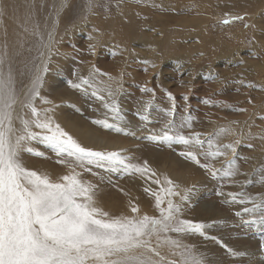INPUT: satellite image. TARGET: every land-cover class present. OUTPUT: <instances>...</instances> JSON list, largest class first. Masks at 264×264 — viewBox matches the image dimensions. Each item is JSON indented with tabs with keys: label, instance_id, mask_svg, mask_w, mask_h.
<instances>
[{
	"label": "rangeland",
	"instance_id": "374dc122",
	"mask_svg": "<svg viewBox=\"0 0 264 264\" xmlns=\"http://www.w3.org/2000/svg\"><path fill=\"white\" fill-rule=\"evenodd\" d=\"M88 4L89 0H41L38 5L42 6L40 16L36 13L33 15L32 12L30 14L28 8H25L27 12L17 10L20 14L19 20L26 21V18L28 20L22 23L24 35L19 31L16 32L17 36H20L19 52L22 53L17 52L15 58L4 61L6 69L3 71L4 74L12 73L13 82L16 80L17 83L14 82L13 86L15 91L17 90V96L19 97L20 92L23 94L31 88L37 67L47 58L48 71L45 73L47 75L44 76L39 89L42 93L41 97L46 100L59 98L58 92L67 89L72 97H66L59 103L74 98L75 101L70 107L64 106L68 108L67 113L69 116L77 115L83 118V121L86 119V122L88 121L93 127L94 122L98 121L96 116L101 113L114 114L109 109L102 108L100 99L97 98L99 94L93 95V87H90L89 91L81 92L80 87H72L70 83L76 78V67L85 63L94 65L99 81L114 83L115 88H119L124 102L123 107L119 106L122 111L119 112L120 121H128L129 124L125 123V126L129 125L130 129L127 127L128 129L120 131L105 128L100 123L94 124L96 126L93 128H97L102 133L100 135L110 140L120 141L123 144L121 147L124 148L122 156L126 154L125 157H131L129 160L132 164H143L147 161L151 169L159 171L165 169L164 166L169 167L166 161L174 156L173 158L179 159L189 170L187 176L190 179L191 194L188 195L187 201L182 202L181 219L201 222L199 216L205 215L202 222L211 226L204 229L203 236L196 233L172 232L166 235L180 240L182 244L193 246L206 259V264H264V247H261L264 244V209L254 208L253 203H240V200L248 197L257 203L264 201V166L258 165L264 164V161H254V163L251 160L258 152H261L264 158V6L260 5L257 8L258 12L247 15L241 14L242 9L233 8L232 11L235 13L222 9L218 2L206 0H148V2L94 0L90 10ZM126 4L136 11L140 9L138 19L141 29L151 38L159 37L160 29L165 23L163 16L169 13L168 8H176L175 26L178 29L182 30L186 23L194 24V31L189 30L193 34L178 42L187 48L186 56L172 57L168 62L159 63L157 56L151 52L149 40H146L147 44L144 45L143 51L136 54V58L129 62L124 60L125 56H114L106 50L104 47H116V45L111 41H98L102 36V30L97 24L98 20L93 21L92 26V17L100 18L105 23L106 17L103 16ZM237 15L242 16L243 19L233 20L229 24L221 23V20L231 19ZM180 16L183 19L179 21ZM66 26L72 27L70 32L75 40H71L69 33H66L70 47L66 46L62 52L66 53L72 62L70 70L66 71L67 77L65 74L62 75L63 83H56L54 76L57 74L59 76V73L56 74L54 70L49 71L51 55H47L44 45L48 42L51 33L56 48L60 50L62 47L60 38L64 36ZM257 27L260 29L258 30ZM205 28L209 29L207 32L216 36V42L204 41L202 44L201 34ZM28 31L37 33L34 35L31 32L29 34L31 37H25ZM57 39L58 42L60 41L59 45L56 43ZM219 44L221 47L218 46ZM89 45L94 47L90 49ZM45 51L47 53H44ZM76 52L80 53L78 59L81 63L75 60ZM41 53L45 55L42 56ZM17 62L21 65L18 66ZM29 65L33 67L30 68ZM116 67L123 71L117 73ZM110 71L115 73L113 77L108 75L107 72ZM128 72H134V77L129 76ZM66 78L68 82L65 81ZM27 84H30L29 87L23 90L28 86ZM74 84H77L76 81ZM142 88L151 91L144 92L141 91ZM168 93H171L172 99H169ZM24 97L20 99L23 100ZM149 101L151 104L146 107ZM37 105L43 104L39 102ZM169 112L171 114H168ZM142 116L146 119H141ZM225 116H228V120ZM169 121L172 122L171 126H168ZM130 126L133 127L132 130ZM221 129L226 131L221 132ZM215 130L218 132L217 138ZM165 131L172 136L188 137L199 134L202 145L190 148L175 140L166 141L160 138ZM154 136L158 139H153ZM227 140H231L234 144V154L231 150L222 148L226 155L205 158L204 153L215 150L209 149V141L213 145H225L228 143ZM27 147L43 153V156H36L22 151L20 160L27 169L41 167L37 170L39 174H47L50 179L58 181L60 177L74 170L79 174L80 179L95 184L96 198L103 197L110 205L114 204L116 207L126 204L127 201L133 204L131 207L125 206L118 212L114 211V208H107L108 217H104L105 219L137 217L145 214L159 216L154 198L149 192H145V188L157 190L158 186L148 183V180L140 174H128L122 170L113 172L94 166H88L91 167V171H86L77 166L74 160L58 157L49 146L39 140L32 144L29 142ZM104 150L110 152L107 149L101 151ZM190 150L197 155L199 164L187 157L186 153ZM159 157H163L161 163L158 162ZM61 159H67L68 163H58L57 161ZM230 161L235 175L226 177L225 172L229 169ZM202 164H209L211 169H215L216 176L213 177L209 169L201 167ZM134 181L136 183L140 181L139 187H135H138L141 195H132L133 197L125 201L124 191ZM176 191L183 194V190L179 187ZM229 194H236L235 201ZM136 197H141L145 203L135 205ZM172 199L180 202L178 196ZM161 206L166 207V204ZM132 207L140 208L139 212L133 213ZM244 208L252 210L244 212ZM205 210L209 213L205 214L207 213ZM162 254L165 255L166 260L172 259L167 249H162Z\"/></svg>",
	"mask_w": 264,
	"mask_h": 264
},
{
	"label": "snow or ice",
	"instance_id": "6c2138e0",
	"mask_svg": "<svg viewBox=\"0 0 264 264\" xmlns=\"http://www.w3.org/2000/svg\"><path fill=\"white\" fill-rule=\"evenodd\" d=\"M93 3L94 0H89V10ZM242 19L237 15L223 19L221 23L229 24ZM44 47L50 56L54 48L51 33ZM93 47L89 45L90 49ZM47 64L45 58L37 67L32 86L23 100L18 99L11 74L0 72V264H206V259L193 246L166 235L172 232L203 236L204 229L211 226L181 219L182 202L189 199L191 189H185L183 194L177 192L178 185L166 176L163 179L157 177L147 161L132 164L129 158L118 152L97 151L82 146L47 114L51 109H37L34 101L40 95L44 73L48 71ZM82 83L88 84L90 81L84 80ZM72 87L79 88L80 85L73 84ZM102 91L109 98L103 106L119 118L120 109L115 98L117 90L109 85ZM141 91L151 89L142 88ZM93 95H97V92L94 91ZM168 96L172 99L171 93ZM97 98L104 100L103 96L97 95ZM18 103L22 108L29 109L30 118L25 119L16 112ZM43 103L50 101L44 99ZM150 104L151 101L147 102L146 107ZM16 119L22 125L19 129L14 127ZM141 119L146 117L142 116ZM97 123H102L105 128L112 127L106 121ZM171 124L169 121L168 126ZM33 128L39 131H33ZM152 138L158 139L155 136ZM160 138L175 140L190 148L202 145L199 134L172 136L165 131ZM36 140L49 146L58 157L74 160L77 166L86 171H91L88 166H94L113 172L122 170L128 174H140L158 186L157 190L145 188V192L154 198L159 216L145 214L105 219L108 213L96 206L94 185L80 179L74 170L60 177L59 182H54L47 174H39L22 164V151L43 156V153L27 147L29 142ZM213 148L215 150L204 153L206 159L226 155L222 148L235 153L234 144L213 145L209 141V149ZM186 155L193 162L200 163L193 151H188ZM57 162L66 164L68 160ZM200 166L209 169L213 177L216 176V170L211 169L209 164ZM233 175L235 170L230 161L225 176ZM229 195L235 201L236 194ZM174 196H178L180 202H175L172 199ZM240 203H253L254 208L264 209V201L257 203L250 197L240 200ZM162 204H166V207H162ZM251 210L244 208L243 211ZM131 211L138 213L139 209L132 207ZM162 249H167L172 259L166 260Z\"/></svg>",
	"mask_w": 264,
	"mask_h": 264
},
{
	"label": "bare ground",
	"instance_id": "6f19581e",
	"mask_svg": "<svg viewBox=\"0 0 264 264\" xmlns=\"http://www.w3.org/2000/svg\"><path fill=\"white\" fill-rule=\"evenodd\" d=\"M30 1H28V0H0V62H2V63H0V72H2V73L6 69L4 61L5 62L9 61V60H11V58L12 59H13V57L15 58L18 55V53H22V52H19V50L21 49V48L19 49V46L21 43V41L19 39L20 36L18 37L16 32L19 31L22 35H24L23 30H22V27H23L22 23L23 22L26 23V21L28 22V20H27V18H26V21L19 20L20 18H18V16L20 14L17 13V10L19 9L22 12H27L25 10V8H28V11L30 14H31V12L33 13V15L35 13L39 16L42 14V6L41 7L38 6L39 3L41 2V0H30ZM42 1H45V0H42ZM145 1L148 2V0H145ZM177 1H183V0H177ZM206 1L218 2L222 9L225 8L227 10H231V12H235V11H232L233 8L237 9V10L242 9L243 11L241 12V14H247V15H251L254 12H256L257 8L260 5L264 6V0H206ZM64 3H65V1H64ZM127 5L128 4L123 5L119 9H116L113 12H110L107 15L103 16V17H106V19H104L105 23L100 18L92 17V21H91L92 26H93V21L98 20L97 24H98L99 28L102 30V36L98 41H100V42L111 41V42H114L116 45V47H104L106 50L110 51L112 54H114V56H119V55L125 56L126 59L124 58V60H126V62H129V61H133V59L136 58V56H135L136 54H138L140 51H143L144 45L147 44L146 40H149L150 41L149 46H150L151 52L157 56L156 59L159 63L168 62L169 60H172V57L177 58V57L186 56V54L188 52L187 48H185L183 45H180L178 42L181 41L182 38H186L187 36L193 34V33H191V31H194V24L193 23H186L185 27H183L182 30L178 29L175 26V24H176V20H175L176 8H168L169 13H166V14H164L165 16H163L165 23L163 24V26L160 29L159 37L151 38L148 35H146L145 32L141 29V23L138 19V13H139L140 9L136 11L134 8L128 7ZM63 6H64V4H63ZM204 9H206V8L204 7ZM19 13H21V12H19ZM35 18H36V16H35ZM182 19H183V17L180 16L178 20L180 21ZM27 25H29V24H27ZM195 25L197 26L196 23H195ZM103 27L105 29H103ZM190 29H191V31H189ZM259 29L260 28H258V30ZM27 30H28V28H27ZM32 30H34V29H32ZM71 30H72V27H70V26L67 27L66 30H64L65 34L63 37L60 38V41L62 40L61 49L58 50L56 48L57 46L54 44V50L52 51V54H51L49 71L54 70L56 74H57V72L59 73V76H58V74L54 76V81H56V83L57 82L59 83L62 80L64 81V79L62 78V75L65 74L67 77L66 71L70 70L72 60L69 59V56L62 51L66 48V46L70 47V45L68 44V41L66 40L69 38L66 36V33H69L71 40H75L72 33L70 32ZM208 30L209 29L205 28L202 31V34H201L202 44H204V41L206 43L216 42V36L207 32ZM31 32H33V31H31ZM30 33H29V31L27 33H25V35H26L25 37H28ZM36 33L33 32L34 35ZM33 34H31V35H33ZM216 34H219V32ZM29 37H31V36H29ZM23 39H24V36H23ZM27 39H29V38H27ZM59 42L57 39L56 43L58 44ZM22 43H24V42H22ZM218 46L221 47V44H219ZM217 50H219V49L217 48ZM16 53H17V55H16ZM44 53H47V52L45 51ZM74 55H76L75 60H77V63H81V60L78 59V56L80 55V53L76 52ZM22 56H24V55H22ZM29 57H30V55H29ZM29 57H27V58H29ZM27 58H26V60H27ZM22 59H23V57H22ZM7 63H9V62H7ZM23 63H24V61H23ZM31 64H32V62H31ZM19 65H21V64L18 63V66ZM32 67L30 66V68H32ZM116 71L118 73V72H122L123 70L119 67H116ZM29 73H31V72H29ZM107 73H108V75L110 74L112 77L115 75V73L113 71H110ZM22 74H23V72L21 73V75ZM26 74H27V72H26ZM5 75H7V73H5ZM18 75H19V73H18ZM46 75L47 74H45L44 76H46ZM75 75H76V78L74 79V81L71 83L69 81V83L71 85H73L76 81V83L80 85L81 92L82 91H84V92L89 91L90 87H93V91L97 92V94H99V96L104 97V100L100 99L102 108H105L103 106L104 102L109 100L107 93L102 91V89L105 88L106 86H109V85L113 89L117 90L115 98L118 101L119 106L120 107L124 106L123 96L120 94L119 88H115L114 83H109V82L103 83L102 81H99L97 79V73L95 72L94 65L89 64V63L81 64L80 66L75 68ZM128 75L133 78L135 73L134 72H128ZM51 76L53 78V75H51ZM27 78H28V76H27ZM84 80H88V81H90V83H88V84L82 83V81H84ZM51 81H53V80H51ZM65 81L68 82V78H66ZM14 82H16V80ZM28 83H30V82H28ZM61 83H63V82H61ZM29 85L25 86L23 90H26L29 87ZM58 86L60 87L59 84H58ZM62 86H63V84H62ZM51 87H53V86H51ZM55 88H56V86H55ZM56 89H58V88H56ZM29 90H27L25 93H27ZM62 91L63 90L61 89V92H58L59 98H51L50 100H48V101H50V103H43L44 98L41 97L42 93L39 92L40 93L39 97H37L36 100L34 101L35 106L39 110L51 109V111L47 114L51 115L53 117V119L56 121V123L60 124L61 127L65 131H67L70 135H72L73 138L76 139L82 146L89 147V148H92L94 150H100V151L103 149H107L108 151L110 150V152H118L121 155H123L124 148L121 147L123 144L120 141L110 140L107 137L100 135L102 133L100 131H98L97 128L94 129L93 127L96 126L94 124H96L98 121L99 122L106 121L108 124L112 125V127H110L111 129H116V130L119 129L121 131L125 128L126 129L129 128L128 127L129 125H127L128 128L125 126L126 124H129V123H127L128 121L127 122H123L122 120L120 121V116H119V118H116V116L108 114V113H101L100 115H98V113H97L96 115H98V116H96V120H98V121H96V123L94 122L93 127H91L92 124L88 123V121L86 122V119L83 121L82 120L83 118L81 119L77 115H74V116L72 115L73 117L69 116V114L67 113L68 108L66 109V108H64V106L66 107V105H67L68 107H70L71 103H74L75 99L70 98V100H67V102L59 103L60 100L64 101V99L66 97H70V96L72 97L71 92L69 94L67 92V89H64L63 92ZM25 93L22 94L20 92L18 99L21 100L20 97H24ZM58 93H57V95H58ZM124 94H125V91H124ZM39 102H42L43 105H37ZM62 106L66 110H64L62 108ZM15 110L17 113H19L20 116H23L25 119L30 118L29 109L22 108L19 103L15 106ZM103 112H104V110H103ZM120 113H122L121 110H120ZM225 119L228 120V116H225ZM100 124H102V123H100ZM119 124H122L123 126H121ZM98 126H100V125H98ZM14 127L17 129L22 127L19 119L14 120ZM132 129H133V127H131V130ZM33 131H39V129L33 128ZM126 131H130V130H126ZM215 133H217L216 134V138H217L218 132L216 130H215ZM103 135H105V134H103ZM36 141H38V140H36ZM227 141H228V143H226L225 145L233 144L231 142V140H227ZM33 142L31 141V144ZM104 151H106V150H104ZM126 157L131 158L129 156H126ZM173 157L169 158L166 161L168 163L169 167H166L163 165L165 169L155 171V172L157 173V177H159L160 179H163V177L166 176V177L170 178L171 180H173L175 182V184L178 185V187L181 188L184 192L185 189H190V184H189L190 179L187 176V175H189V170H188L187 166H184V164L182 162H180L179 159H178L179 160L178 161ZM161 160H163V157L158 158V162L161 163L162 162ZM165 160H166V158H165ZM251 160L253 162L254 161H264V158L262 156V153L258 152V153H255L253 155ZM258 165L264 166V164H258ZM39 168H41V167H37V168L31 167L32 170L36 169V171ZM51 180H53L54 182H59L58 180H55V179H51ZM147 182L149 183L150 181H147ZM88 183H90V181H88ZM139 183H140V181L137 183H136V181H134L133 183L130 184L131 186L126 191H124L125 201H127L126 199L129 197L136 196L137 194H138V196L141 195V193H140L141 191L138 190ZM135 186H138V187H135ZM94 190H95V187H94ZM127 194H128V196H127ZM190 194H191V191L188 193V195L190 196ZM96 197L97 196H94V199H96L95 200L96 206L99 207L103 212H107L106 211L107 208H114L113 210L118 212V210H123V208L125 206L131 207V205H133L127 201L126 204L116 207V205H114V204L110 205L108 203L109 201H107L105 198H103V197L102 198L101 197L96 198ZM114 200H116V199H114ZM114 202H116V201H114ZM142 202H143V200L141 197L140 198L136 197L135 205H137V206H138V204L143 205ZM143 203H145V202H143ZM145 206H141V207L145 208ZM124 211H127V210L124 209ZM124 211H123V213H124ZM111 212H113V211L111 210ZM125 213H127V212H125ZM208 213L209 212H207L205 214H208ZM115 215H117V214L115 213ZM123 215H121V216H123ZM112 216L114 217V215H112ZM203 218H205V215L199 216V220L201 222H202ZM215 223H217V221Z\"/></svg>",
	"mask_w": 264,
	"mask_h": 264
}]
</instances>
